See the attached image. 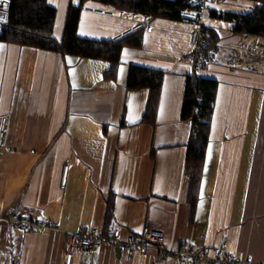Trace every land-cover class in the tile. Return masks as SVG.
<instances>
[{
  "label": "crops",
  "instance_id": "crops-1",
  "mask_svg": "<svg viewBox=\"0 0 264 264\" xmlns=\"http://www.w3.org/2000/svg\"><path fill=\"white\" fill-rule=\"evenodd\" d=\"M44 1L55 9L59 39L72 0ZM210 8L246 13L250 5L218 0ZM203 23L216 49L194 74L216 81L217 91L192 213L196 195L187 193L185 171L191 123L181 118L185 79L193 74L189 19L153 20L140 48H123L112 79L103 61L0 43V264H63L68 234L103 232L112 222L125 240L148 221L163 232L166 251L192 246L210 255L224 236L232 260L264 263V73L225 66L240 58L264 65V53L253 51L257 36L233 34L209 10ZM130 28L83 9L77 35L112 40ZM131 66L164 73L152 124L142 122L148 91L126 89ZM11 215L49 219L54 228L27 233L5 221ZM165 254L134 252L128 260L101 244L74 254L71 264H176Z\"/></svg>",
  "mask_w": 264,
  "mask_h": 264
},
{
  "label": "trees",
  "instance_id": "trees-1",
  "mask_svg": "<svg viewBox=\"0 0 264 264\" xmlns=\"http://www.w3.org/2000/svg\"><path fill=\"white\" fill-rule=\"evenodd\" d=\"M250 5L246 13H216L209 10L210 17L231 23L235 35L257 36L264 39V0H243ZM88 3L107 7L112 11L147 15L155 19L183 21L189 11H196L199 0H78L68 6L59 39L53 36L55 9L44 0H12L8 24L0 25V43L20 47L35 48L65 56H75L106 62L109 67L104 77L112 79L116 74L123 48H140L143 33L140 29L113 42L112 40H92L77 35V25L81 11ZM208 31V30H207ZM209 33V31H208ZM217 40L209 33L204 54L216 49ZM164 73L153 69L131 66L128 70L126 89L136 91L146 89L148 99L142 122L152 124L159 102ZM217 91L214 80L187 76L181 104V118L191 120L192 138L187 144L185 171L189 176L187 193L196 197L190 202V211L196 206L197 191L201 179L205 149L210 132L213 103ZM112 206L107 205L105 223L110 219Z\"/></svg>",
  "mask_w": 264,
  "mask_h": 264
},
{
  "label": "built area",
  "instance_id": "built-area-1",
  "mask_svg": "<svg viewBox=\"0 0 264 264\" xmlns=\"http://www.w3.org/2000/svg\"><path fill=\"white\" fill-rule=\"evenodd\" d=\"M218 0H199V7L196 11H189L185 15V19H189L192 24V30L189 33L190 44L192 52L189 58V65L194 72L201 66L209 63L208 57L202 53L206 47L209 33L203 23L204 14L208 7L217 4ZM12 0H0V25L8 24L9 13L11 9ZM86 11L94 13L95 15L104 17H116L120 20H126L131 23V28L122 35H118L112 39L113 42L129 35L132 32L143 29L145 33H150L152 26L150 18L147 15H139L136 13H126L122 10L111 11L101 9L84 8ZM248 39V38H245ZM253 51L259 55L264 53V41L257 37V41L253 45ZM225 66L235 69H246L264 73V65L258 62H249L243 59H233L225 63ZM191 121V120H189ZM5 126V119L0 121V149L2 146V132ZM192 130L190 138H192ZM68 167H63L64 179L62 185L65 183V176ZM5 221L12 227L18 228L27 233L42 234L49 229L54 228V223L49 219L43 221L29 220L27 218L11 215ZM101 244H108L113 247H118L127 254V259L131 260L134 252L140 256L145 257L151 250L166 253V256L173 257L176 264H249L246 262H236L230 258L225 252L226 239L221 236L217 247L213 248L210 255L203 251H198L192 246H188L179 250H165L164 249V235L163 232L153 222H146L140 231L136 234L129 235L125 240L120 239V230L114 227L113 223H107L103 232H91L89 230L70 233L66 239V251L63 257V264H71L73 255L80 252H90ZM264 264V263H258Z\"/></svg>",
  "mask_w": 264,
  "mask_h": 264
},
{
  "label": "water",
  "instance_id": "water-1",
  "mask_svg": "<svg viewBox=\"0 0 264 264\" xmlns=\"http://www.w3.org/2000/svg\"><path fill=\"white\" fill-rule=\"evenodd\" d=\"M77 1H78V0H72V1H71V4H72V5H76V4H77Z\"/></svg>",
  "mask_w": 264,
  "mask_h": 264
},
{
  "label": "rangeland",
  "instance_id": "rangeland-1",
  "mask_svg": "<svg viewBox=\"0 0 264 264\" xmlns=\"http://www.w3.org/2000/svg\"><path fill=\"white\" fill-rule=\"evenodd\" d=\"M259 63V62H258Z\"/></svg>",
  "mask_w": 264,
  "mask_h": 264
}]
</instances>
